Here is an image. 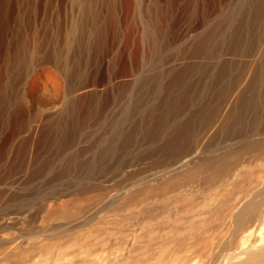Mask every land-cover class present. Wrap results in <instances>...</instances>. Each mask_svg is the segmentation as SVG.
Wrapping results in <instances>:
<instances>
[{
	"label": "bare ground",
	"instance_id": "bare-ground-1",
	"mask_svg": "<svg viewBox=\"0 0 264 264\" xmlns=\"http://www.w3.org/2000/svg\"><path fill=\"white\" fill-rule=\"evenodd\" d=\"M255 4L254 2L253 5ZM38 6L39 0H0V45H4V48L0 46L4 53L0 60L5 67V77L0 84V124L4 119L9 118L7 116L13 102L16 97L18 98L21 81L19 70H29L35 60L37 61L35 57L37 50L27 52L29 51L27 50L28 45H25L28 44L29 38L28 32H25L28 27L25 26H36L37 19H39L37 18ZM221 24L225 25V23ZM250 26L251 24L248 27ZM246 31H248L247 27ZM246 31L240 30L239 32L238 29L240 33L238 36L244 35L245 39L256 40L255 34L251 36L252 32ZM212 32L214 36L210 40L213 41V45L217 46V50L220 45L223 49L225 47L233 49L232 43H228L229 46H227L221 40L223 36L216 30ZM12 35H16L18 40ZM10 36L17 43V45L13 44L15 48L12 46L15 49L14 53L12 52L14 56L9 54L13 48L8 50L10 44L7 40L11 38ZM70 48L69 45L68 50ZM6 53L11 56L7 58L4 56ZM174 63L173 66L176 65ZM217 71L221 73L223 68L219 69L218 65H215L210 72ZM210 72L207 74L209 75ZM250 73L249 70L246 72L239 87L221 106L217 114H211V118L201 127L196 124L199 128L194 137L192 132L190 133L191 138L189 136L188 138L180 137L171 148L170 146L163 147L162 145L163 148H161V146L152 145L162 133L165 121L170 117L174 119L178 115L181 116L184 109L187 111L185 108L187 106H196V108L198 106L199 108V106L211 105L207 93L208 86L202 85L199 79H193L191 73V76L179 75L178 77L175 72L172 75H176L178 77L176 79H173V76L169 77L171 73H167L166 75L169 74V76H162L164 79L159 81L162 84L152 77L156 83L152 84L155 85L152 86L154 89L143 93L146 103L143 106L134 104L137 116L141 115L140 118L138 117L140 120H137L139 124L132 126L135 121L131 122L132 124H127L128 122L127 125L123 124L121 127L125 129V133L117 129L118 133L121 132V135L118 134L121 138L117 136L115 140L112 139L115 141L113 145L109 141V146L111 144L116 151L112 152L109 162H105L108 164L107 168L103 166L105 169L99 167V170L95 169L96 171L83 174L75 172L73 175H68L69 177L50 174L47 180L40 184L37 175L34 178L29 177L31 173L28 174V170H24L14 174L15 177L12 176L13 178L7 182H0V264H264V234L259 233L264 229V130L261 131L259 128L260 131L249 132L248 136H244V129L243 134L232 133L228 130L227 133L219 136V131L225 124L224 118L236 102L241 88L247 85ZM165 85L169 90L179 92V96L177 95L179 98L174 102L165 100L163 90L160 89L165 88ZM85 91H89L87 85L78 88L73 94H82ZM160 99L165 101H160ZM148 101L163 103L162 107L166 108V112L158 109L159 112H156L148 106L149 110L146 107L147 103H150ZM148 110L150 114L152 112V119H148ZM43 120L39 119L33 125L30 129L31 135L38 132ZM260 120L258 119V123ZM176 121H167V124ZM143 129L145 134L140 138L137 134ZM175 135L172 136L175 138ZM180 136L183 135L180 134ZM82 143L81 145H85L86 142ZM99 148H101L100 145ZM110 149L112 151V148ZM107 150L109 149L106 148L105 151L108 152ZM88 156L89 153L85 157ZM156 157L158 159L155 160L157 165L154 169L150 171L149 168L150 172L147 173L146 170L143 172V174H148V180L127 182L137 170ZM102 158L101 160H104L105 157ZM95 163L97 162L94 161V166ZM83 166L85 167V164ZM83 170L87 172L86 167ZM145 176L143 175V178ZM27 180L28 183L35 181L34 184L31 183L32 186L26 185L28 186L26 190H22ZM117 181L122 182L121 186L118 185L120 188H115ZM258 234H260L259 238L256 237Z\"/></svg>",
	"mask_w": 264,
	"mask_h": 264
},
{
	"label": "rangeland",
	"instance_id": "rangeland-1",
	"mask_svg": "<svg viewBox=\"0 0 264 264\" xmlns=\"http://www.w3.org/2000/svg\"><path fill=\"white\" fill-rule=\"evenodd\" d=\"M254 2L258 5H253ZM263 3L264 0H39V9H37L39 14L37 18L39 19H37L36 26H25L26 28L28 27L27 31L23 26L25 32H28L29 38L28 44L26 43L25 45H28L27 50L29 51L27 52L31 53L37 50V54H35L37 61L35 60L29 70L18 69V73L21 76L19 94L17 95L18 98L16 97L13 102L7 116L9 118H6L8 120L4 119L0 124V182H7L15 177L16 173H21L24 170H28V174H32H30L29 177L34 178L37 175L40 184L44 183L50 174L69 177L70 174L73 175L75 172L77 174L82 172L83 174L90 173L95 169L99 170V167L100 169H105V166L107 168L108 164L106 163L109 162L112 152L116 151V149H114L115 147H112L115 142L114 140L117 136L121 135V132L119 131L118 133L117 129L122 131L123 127L121 126L127 122V124H132L135 121L132 126L139 124L138 121L141 115L137 116L138 114L134 110V106H143L146 103V100L143 99L144 94L146 91L154 89L152 86L155 85L152 84L154 82L156 83V81H153L152 77L159 82L163 80L165 76L168 77L170 73L169 77L173 76V79H176L179 75L189 76L191 73L193 79H199L202 85L208 86V99L211 105L212 103L214 104L212 105L213 108L211 105L199 106V108L198 106L197 108L196 106H187L185 107L187 111L184 109L181 112V116H176V119L170 117V121L167 119L162 129V133H165H161L155 139L156 142L154 141V144L152 143L153 146L157 147L158 145V147L161 146V148L170 146L171 148L180 137L183 138L185 136L184 138H188L189 136V138H191V134H193L194 137L197 134L198 128L211 118V114H217L221 106L228 98L230 99L235 89H237L241 81H243L244 75L248 70L249 72L251 71V73L247 85L241 88L236 102L230 109V112H228L229 114H226V118H224L225 124L222 126V130H224L219 131V136L227 133L228 130L236 134H243L245 130L244 136H248L249 132L260 131V129L263 131ZM249 5L250 10L248 9ZM244 6H246L247 9ZM242 7L246 9V11H244ZM223 16H225V18ZM219 17L221 20H219ZM249 22L251 24L250 27H248L250 24H246ZM221 23H225V25ZM241 24H243V26ZM244 25L247 27L248 31H246ZM239 26L240 28H237ZM252 26L254 28H252ZM250 28H252L253 31ZM238 29L239 32L240 30L252 32L251 36L255 34L256 40L253 41L250 38L245 39L244 35L238 36L240 35ZM257 29L259 30L257 31ZM214 30L224 37H222L223 39L220 38L227 46H229L228 43H232V48H235V51L229 48L226 49V47L223 49L221 45L217 50V46L213 45V41L210 40L211 37L214 36L212 32ZM231 30L238 33L234 34ZM220 31L223 33H219ZM226 32H229L228 35ZM12 36L16 39V35ZM13 37L9 38V40L6 39L9 41V43H7L10 44L9 51L17 45L16 40L18 39L14 40ZM225 37L226 39L229 38L231 42H229L228 39L226 40ZM69 45L71 48L68 50ZM0 46L4 48V45L1 44ZM213 47L216 48L213 49ZM3 48H1L2 50L0 49V57L4 54L2 53ZM14 48L12 49L13 51L11 50L9 53L13 56ZM218 53L221 54L218 55ZM7 54L8 53L4 56L9 58L11 55L9 56L8 54L7 56ZM183 57L187 59L185 60ZM213 58L215 61H218L215 62ZM181 60L185 63H181ZM211 60L212 62L210 63ZM219 61H221L222 64ZM173 63L176 65L173 66ZM168 64L170 68H168ZM215 65H218L219 69L223 68V71L221 73L218 71L215 73L210 72L214 69ZM206 66L208 67L205 69L204 67ZM184 67L189 72H187ZM196 70L203 75L195 72ZM233 71L234 73H232ZM175 72L177 76L172 75ZM207 72H210L209 75ZM167 73L169 74L166 75ZM205 74L207 75L205 76ZM4 77L5 67L4 63L0 60V84H2ZM208 83L209 85H207ZM86 85L89 87V91H85L82 94H73L75 90ZM214 86H216L215 89ZM166 87L165 85V88L162 87L160 89L163 90V95L167 98H165L167 102H174L179 98V92L171 89L170 91ZM144 88L146 89L144 90ZM163 100L164 99H160V101ZM148 102H150V105L147 103V108L149 106L151 110L153 109L156 112L158 110L166 112V108L162 107L163 103L159 101H155V103L152 101ZM188 109L190 110L188 111ZM149 110L147 111L149 114L148 119H152V112L150 114ZM262 111L263 113H261ZM134 112H136V114ZM187 112L191 117L188 116V114L186 115ZM193 115L196 116L193 117ZM136 117L137 119H135ZM39 119H44L43 124L38 132H36L37 134L32 132L34 135H31L30 129ZM193 119H195V122H193ZM258 119H261L259 123ZM174 120L178 121L167 124ZM197 120H201L203 123L201 121H198V123ZM173 124L175 126H173ZM196 124L199 125L198 128ZM166 127L169 130H167ZM184 127L188 129L186 130ZM143 131L138 132V137H144L145 131ZM169 131L172 132V134ZM180 134L183 136H180ZM172 135H175V138ZM119 138H121V136H119ZM83 141L87 144L84 143L85 145H81ZM109 141L112 144H110V146ZM166 143L168 145H166ZM98 144L101 148H99ZM96 148L99 149L97 150ZM106 148L109 149L107 150L108 152L105 151ZM110 148H112V151H110ZM86 151L87 154H85ZM88 153L89 156L86 158L85 156H87ZM102 157H105L106 160L105 158L101 160L103 159ZM157 157L137 170L134 175L135 177L128 178L129 180L127 182H142V179H144V181L148 180L147 173L149 168L151 171V169H154L157 165L155 162V160L157 161L158 159ZM97 159L100 162L102 161L101 164L100 162L98 163ZM94 161L97 162L95 166ZM84 164L87 172L83 170L85 169L83 166ZM86 165H88V167L91 166L92 169L88 168ZM27 167L30 168V170ZM145 170L147 173L143 174ZM39 171H42L41 174ZM65 172L68 173L66 174ZM41 175H44V178ZM143 175L147 176L143 178ZM72 179H74V176H72ZM34 181L32 180V182L29 181L28 183L27 180L22 190H26V187H28L26 185L32 186ZM118 185L121 186L122 182L117 181L115 188H120ZM263 230H258L259 233L262 232L261 235L264 234ZM256 237L259 238L260 234H258V236L256 235Z\"/></svg>",
	"mask_w": 264,
	"mask_h": 264
}]
</instances>
